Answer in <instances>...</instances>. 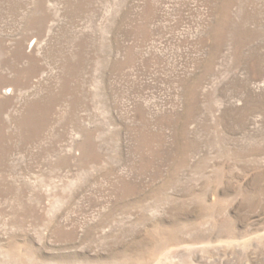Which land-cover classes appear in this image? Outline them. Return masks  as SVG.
<instances>
[{"label": "rangeland", "instance_id": "rangeland-1", "mask_svg": "<svg viewBox=\"0 0 264 264\" xmlns=\"http://www.w3.org/2000/svg\"><path fill=\"white\" fill-rule=\"evenodd\" d=\"M0 264H264V0H0Z\"/></svg>", "mask_w": 264, "mask_h": 264}]
</instances>
